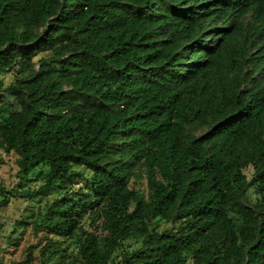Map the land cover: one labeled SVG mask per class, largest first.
I'll return each instance as SVG.
<instances>
[{
    "label": "trees",
    "instance_id": "obj_1",
    "mask_svg": "<svg viewBox=\"0 0 264 264\" xmlns=\"http://www.w3.org/2000/svg\"><path fill=\"white\" fill-rule=\"evenodd\" d=\"M7 73L0 148L19 182L0 208L63 191L35 226L56 238L47 262L75 239L68 264L126 241L121 264H264V0H0Z\"/></svg>",
    "mask_w": 264,
    "mask_h": 264
},
{
    "label": "rangeland",
    "instance_id": "obj_2",
    "mask_svg": "<svg viewBox=\"0 0 264 264\" xmlns=\"http://www.w3.org/2000/svg\"><path fill=\"white\" fill-rule=\"evenodd\" d=\"M39 57H35L34 60ZM14 73H7L0 76V80L4 86L12 84L14 81ZM17 156L14 153H6L0 148V184L4 185L7 189L15 188L19 182L17 177ZM39 169H35L29 178L31 181L23 182L22 191L37 190L43 184L42 179L34 180L35 175ZM246 174H251L248 170ZM135 189L141 190L145 195L147 193L146 182L141 180L135 185ZM63 191H53L49 195L42 198H34L29 200L21 198L19 195L10 199L9 204L0 208V219L3 225L1 238H0V264H13L24 261L29 247H34L32 252L33 261L31 264H52L47 262L41 255V247L46 244V238H56L48 236L44 230L36 231L35 226L38 221L45 214L46 209L52 202L60 198ZM250 201L256 197L253 188H250L246 194ZM98 224V223H97ZM94 224L86 215L80 223V231H94ZM99 233V232H98ZM134 241H126L123 243L122 249L118 250L114 258L109 264H121L122 251L131 250L135 246ZM61 249L64 251V264H68L73 259L77 251V243L75 239H67L62 242ZM191 264V262L189 263Z\"/></svg>",
    "mask_w": 264,
    "mask_h": 264
}]
</instances>
